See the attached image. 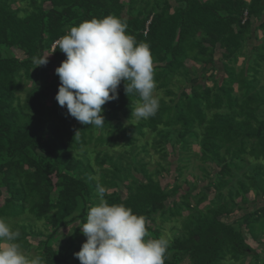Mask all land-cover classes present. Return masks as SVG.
Wrapping results in <instances>:
<instances>
[{"label":"trees","instance_id":"1","mask_svg":"<svg viewBox=\"0 0 264 264\" xmlns=\"http://www.w3.org/2000/svg\"><path fill=\"white\" fill-rule=\"evenodd\" d=\"M15 1L0 0V217L15 220L10 225L20 231L23 251L33 236L45 264H80L74 254L87 239L80 228L98 203L99 181L112 190L105 197L110 204L146 217L148 238L161 237L165 223L188 211L165 264H183L187 256L188 264H264L260 255L246 261L255 250L243 228L253 240L264 236V207L242 215L239 227L224 219L248 203L251 191L254 200L264 195V38L250 63L235 66L249 39L259 40L256 32L264 30L258 24L264 0H24V7ZM109 14L150 44L155 92L164 95L155 116L135 121L139 96H127L122 81L118 98L103 105V126L83 125L55 99V70L66 56L52 46L71 26ZM47 57L46 65L34 62ZM147 134L151 141L142 142ZM193 143L200 147L195 155L213 166L203 168L205 191L186 192L170 206L182 184L163 187V160L170 146L185 161ZM149 148L163 159L153 170L142 156ZM178 168L182 177L187 164ZM211 189L213 201L200 209ZM26 214L42 221L46 233L19 221Z\"/></svg>","mask_w":264,"mask_h":264},{"label":"clouds","instance_id":"2","mask_svg":"<svg viewBox=\"0 0 264 264\" xmlns=\"http://www.w3.org/2000/svg\"><path fill=\"white\" fill-rule=\"evenodd\" d=\"M127 28V21L114 14L93 17L71 26L55 42L66 56L55 70L60 79L55 99L83 125L103 126V105L118 98L122 81L127 96H139L131 116L148 119L159 109L150 44L138 42ZM34 62L46 65L48 57ZM107 192L97 181L98 203L80 228L87 239L74 254L80 264H165L169 240L148 238L146 217L123 203L110 204ZM20 235L0 217V264H45L41 256L25 254Z\"/></svg>","mask_w":264,"mask_h":264},{"label":"rangeland","instance_id":"3","mask_svg":"<svg viewBox=\"0 0 264 264\" xmlns=\"http://www.w3.org/2000/svg\"><path fill=\"white\" fill-rule=\"evenodd\" d=\"M26 5V2L24 0H16L15 4L13 6H20V7H24ZM45 8H50V3H46ZM263 22L264 23V17L263 19H260L259 23ZM257 37L259 40H256L254 37L249 39V41L246 43V47L244 49V54H242L241 56H239V59L236 63V68L239 69L241 67H243V65L250 63L251 59L255 56V54L257 53V49L255 50L254 48L256 46H258L261 42L262 39L264 38V30L263 29H259L257 32ZM56 44L54 43L52 46V49L54 48ZM217 53H215V58L218 61L219 60V50L217 51ZM198 70H201V67H198ZM262 74H264V70L262 71ZM204 83L207 85H212V82L208 79H203ZM31 83H29L30 85ZM263 84H264V80H263ZM155 94L158 97H163L164 93L159 90L156 91ZM139 120V118H135V121ZM128 122V121H126ZM149 140L151 141L152 139V135L151 134H147V137L143 138L142 142L144 140ZM141 142V143H142ZM89 155L88 157L93 158L95 155V153L93 152V145H91L89 148ZM117 150H120V148H117ZM150 151V155H143L145 157V160L147 162H149L148 168L149 170H153L156 166V163L158 161H162L163 159H161V156L159 154H157L153 149L149 148ZM178 151H180L179 146L176 147L175 152L178 153ZM191 153H185L182 154V156L184 157L185 161H180V153L179 156L176 155L173 151V149L169 146L168 147V151H167V155H166V159L163 160L166 166V170H164V173L161 174L158 179H160V181L162 182V185L164 188L168 187V189H171L175 183V181L177 179H180V184H182V187L179 189V191L172 196L171 198H169L167 200V204L171 206V204L174 202V200L178 201L181 199V196L183 194H185L186 192H189L190 194H194L197 193L199 190H204L205 191V187H206V183L208 182V180L206 179V176L204 174V170L203 168H207L209 171H212V165L208 164V163H203L195 154L200 152V147L197 143H193L192 147H191ZM93 160V159H92ZM168 162H170V164H168ZM187 164V168L185 170H183V176H180V171H179V166L182 167L183 165ZM182 171V170H181ZM214 174V173H213ZM186 180L188 181V183L190 184H186L187 182L183 181ZM189 185V186H188ZM191 185H199V187L196 189H194L193 187H191ZM236 187V186H235ZM224 194L227 193L226 189L222 190ZM108 192H112V190H109ZM125 191H123L124 193ZM215 193V189H211L209 191V196L208 199L206 200V202L202 203V205L200 206V209H204L207 205H209V203L211 201H213V196ZM255 191H251L248 194V198L249 201L246 204L241 203L242 207L241 208H235L233 214L231 215H225L224 219H226L229 222H233L235 221L236 223V227H239L241 222V216L246 214V213H251V212H255L258 209L264 207V195H258V197L254 200L255 197ZM190 202L193 205L194 204V198L191 196L190 197ZM240 199L237 200V202H239ZM27 216H18V217H22L21 219H19V221L22 220H26V222H31L35 225V229H40L43 230L45 233V229H44V224L42 221H36V219L32 216H28V214H26ZM188 215V211L184 210L183 215L181 217L178 218V220L176 221H169L168 223H165L163 225V228L161 229V234L162 236H164L165 238H167L169 240V243H171L175 237L180 234L179 232L184 228V224L185 222L183 221L184 218ZM25 217V218H24ZM7 220V219H6ZM9 220V219H8ZM7 220V222L9 224H12V222H15L14 219H10L9 221ZM18 222V221H17ZM160 222V218H157V223ZM243 223V222H242ZM241 223V224H242ZM77 224V223H76ZM244 231H246V240L248 242L249 245H251L255 251L253 252H248V256H247V262H252L254 260V257L257 256H261L262 258H264V236L260 237V239L258 241L253 240L251 237V234H249V232L247 231V229L245 228V226L243 227ZM251 231H256V233H258V228H255ZM29 241L32 243L33 246H31L29 251H24L27 252L29 256H36L37 255V251L34 248L37 245V242L39 241V238L37 237H33L30 236L29 237ZM53 244L55 245V247H57V242L54 241ZM23 250V249H22ZM183 264H188L190 262L189 257L187 256L186 258H184L183 260ZM225 264H228V261H224ZM234 264H239V262H235Z\"/></svg>","mask_w":264,"mask_h":264}]
</instances>
